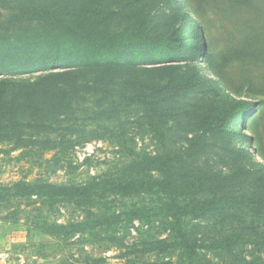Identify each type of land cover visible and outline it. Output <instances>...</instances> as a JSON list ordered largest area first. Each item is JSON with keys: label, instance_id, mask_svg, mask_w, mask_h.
I'll list each match as a JSON object with an SVG mask.
<instances>
[{"label": "rangeland", "instance_id": "374dc122", "mask_svg": "<svg viewBox=\"0 0 264 264\" xmlns=\"http://www.w3.org/2000/svg\"><path fill=\"white\" fill-rule=\"evenodd\" d=\"M102 3L103 10L120 12L125 22L146 21L155 34L165 27L187 26V9L201 30H195L194 37L197 58L188 60L186 55L182 67L197 69L206 84L194 92L169 94L155 111L131 98L158 82L152 70L156 66L136 71L85 68L9 76L12 92L50 72H67L57 82L67 93L69 106L46 122V132H41L44 127L17 128L9 134L13 140L0 132V264H178L181 256L164 232L166 223L129 222L127 217L135 215L136 209L160 206L166 200L162 197L108 195L91 206L78 207L70 201L50 206L45 199L17 197L14 186L18 184L82 186L105 177L121 179L124 167L144 155L192 153L194 145L195 164L227 171L219 150L227 133L234 146L256 153L257 161L264 164V0ZM246 100L256 103V113L244 122V131L236 122L223 135L202 129L210 104ZM194 139L197 142L192 145ZM237 221L252 224V234L264 233V212L259 208L244 210L234 223ZM219 223L210 216L196 222L200 226L189 223L187 231L206 239L229 229L228 224L220 227ZM158 241L168 245L158 246ZM252 241L238 253L260 256L264 246H254ZM203 257L213 255L201 250V264L205 263Z\"/></svg>", "mask_w": 264, "mask_h": 264}, {"label": "trees", "instance_id": "16d2710c", "mask_svg": "<svg viewBox=\"0 0 264 264\" xmlns=\"http://www.w3.org/2000/svg\"><path fill=\"white\" fill-rule=\"evenodd\" d=\"M0 4V132L7 133V140H13L9 134L17 128L44 127L41 132H46V122L69 106L67 93L57 82L67 72H50L12 92L8 82L11 75L85 68L136 71L156 66L152 70L158 82L148 92L131 98L133 103L155 111L162 108L169 94L194 92L206 84L197 69L182 67L186 55L188 60L197 58L194 37L195 30H201L186 7L187 26L173 25L155 34L146 21L125 22L120 12L107 13L102 0H0ZM221 90L226 91L225 87ZM215 103L208 106L201 124L204 131L221 135L232 122L244 131V122L256 107L247 100ZM239 135L237 131L236 137ZM230 136L227 133V140H221L219 149L227 171L195 164L198 154L194 139L190 141L192 153L144 155L124 167L121 179L105 177L82 186L22 183L14 186L18 189L15 194L45 199L50 206L70 201L78 207L91 206L108 195L162 197L166 200L160 206L136 209L135 215L127 217L129 222L166 223L164 232L181 251L178 264H201V250L213 255L203 257L204 264H264V251L255 257L238 253L250 240L254 246H264V233L252 234V224L234 223L244 210L255 207L264 212V164L257 161L256 153L234 146ZM210 216L220 220V227L228 224L229 229L206 239H197L193 230L187 231L189 223L197 227L196 222ZM157 245L168 243L158 241Z\"/></svg>", "mask_w": 264, "mask_h": 264}, {"label": "water", "instance_id": "95a60500", "mask_svg": "<svg viewBox=\"0 0 264 264\" xmlns=\"http://www.w3.org/2000/svg\"><path fill=\"white\" fill-rule=\"evenodd\" d=\"M255 113H256V110H254L253 114H255Z\"/></svg>", "mask_w": 264, "mask_h": 264}]
</instances>
